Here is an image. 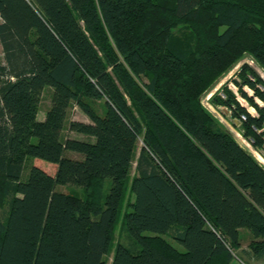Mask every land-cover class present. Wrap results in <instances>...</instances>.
<instances>
[{
  "label": "trees",
  "instance_id": "16d2710c",
  "mask_svg": "<svg viewBox=\"0 0 264 264\" xmlns=\"http://www.w3.org/2000/svg\"><path fill=\"white\" fill-rule=\"evenodd\" d=\"M0 44V264H108L127 191L110 264L264 260V166L203 104L264 68V0H0ZM237 76L258 116L227 83L209 102L261 152L264 79Z\"/></svg>",
  "mask_w": 264,
  "mask_h": 264
},
{
  "label": "rangeland",
  "instance_id": "374dc122",
  "mask_svg": "<svg viewBox=\"0 0 264 264\" xmlns=\"http://www.w3.org/2000/svg\"><path fill=\"white\" fill-rule=\"evenodd\" d=\"M2 56H3L2 47L0 44V58H2ZM244 64L249 65L251 68H253L258 73V75H260V77H262L264 79V68H262L258 63H256L251 56H246L243 60H241L238 64H236L228 73H226L224 76H222L219 79V81L217 82L215 87L204 96L203 100L206 99L208 95H210V94L213 95L214 93H216L217 90L221 91L222 86L227 83L229 85V88L236 93V97L239 99V101L243 105H245L251 113L255 114V109L252 108V106H250V104L240 95V93L238 92V87L233 82L234 80H237L238 82L240 81V79L237 76V73L240 72V69ZM244 90L248 93V95L253 96V91L251 89H249L247 86L244 87ZM87 100L90 102V104L92 106H94V108L96 110H98L99 112L103 111V102H104L103 98L87 99ZM255 101L260 106H263V103L260 101V99L255 98ZM50 104H51V89L46 88L43 95H42L41 102H40V108H39V112H38L39 118H44L46 111L50 107ZM220 108L221 109L219 111L216 109L214 112L212 109H209V110L218 117V119L222 122V124H224L226 126L227 129L230 130V132L237 139V141L243 147H245L250 152H252L253 155L256 157V159H258V161L264 166L263 158H261L257 152H254L252 145H248L244 142V139L242 138V136L238 135L236 129H234V127L228 121L229 116H227V113L224 114L221 112V111L224 112L226 110L223 109L222 107H220ZM69 120L89 121L87 115L77 105H72V107L69 109L67 120H66V125H67ZM65 134H67L68 136L74 137L75 139H79V140H83V139L88 138L82 134L75 133V132L72 133V132H68L66 130L64 132V135ZM140 146H141V142L139 141L138 148H140ZM66 155L70 158H73V159H82L83 158L82 154L75 153L72 151H68L66 153ZM40 161H42V160H40ZM41 166L44 169L53 170L54 167H55L54 170L56 169L55 164L49 163L46 161H42ZM131 171H132L131 172V175H132L135 171V166H133ZM57 189L62 190L64 192H68V193H79L80 195L83 194V189L81 187L75 186L73 184L58 185ZM131 197H132V195H130L129 192L127 191L125 200L123 202L122 212H121V215L118 219L116 229L114 231V244L112 247V252L107 256L108 264H110L112 254L114 253V249L116 246V242H118V241L129 242V238H128V235L126 233V230H125L124 224H123V212L127 209V202ZM6 209H7L6 203L4 205L0 206V216L6 214Z\"/></svg>",
  "mask_w": 264,
  "mask_h": 264
},
{
  "label": "built area",
  "instance_id": "2783aa9c",
  "mask_svg": "<svg viewBox=\"0 0 264 264\" xmlns=\"http://www.w3.org/2000/svg\"><path fill=\"white\" fill-rule=\"evenodd\" d=\"M233 92H234V91H233ZM234 93H235V92H234ZM220 94H221L222 96H224L222 92H220ZM235 95H236V93H235ZM211 96H212L211 94L208 95L207 98L203 100V104H204L208 109H212L213 112H214V111L216 110V108H215L213 105H211L210 102H209ZM223 109L226 110V111H224V113H225V114L227 113V116H229L228 121L231 123V125L234 127V129H236L238 135H241V136H242V138L244 139V142H245L246 144L251 145V141H250V140H247V139H245V138L243 137V135H242L243 131H242V129H241V124H242V122H244V121L247 120V117H246L244 114H241L240 117H238V118H234V117H232V113H231L230 110H227L226 108H223ZM228 113H229V114H228ZM252 114L258 116V113H257L256 111H255V114H254V113H252ZM263 129H264V128H263ZM253 150H254V152H257L258 155H260L261 157L264 158V156H263V154H264V144H263V148H262V151H261V152L255 150L254 148H253Z\"/></svg>",
  "mask_w": 264,
  "mask_h": 264
},
{
  "label": "crops",
  "instance_id": "0c3cea01",
  "mask_svg": "<svg viewBox=\"0 0 264 264\" xmlns=\"http://www.w3.org/2000/svg\"><path fill=\"white\" fill-rule=\"evenodd\" d=\"M251 238V234L248 231H243V239H242V244L243 247H246L249 243V240ZM231 264H245L243 261L235 259ZM250 264H264V260L262 261H255L251 258Z\"/></svg>",
  "mask_w": 264,
  "mask_h": 264
},
{
  "label": "bare ground",
  "instance_id": "6f19581e",
  "mask_svg": "<svg viewBox=\"0 0 264 264\" xmlns=\"http://www.w3.org/2000/svg\"><path fill=\"white\" fill-rule=\"evenodd\" d=\"M260 156V155H259ZM261 157V156H260ZM261 158H263V157H261ZM263 161H264V158H263Z\"/></svg>",
  "mask_w": 264,
  "mask_h": 264
}]
</instances>
